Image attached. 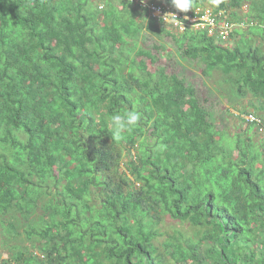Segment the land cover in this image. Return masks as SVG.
Masks as SVG:
<instances>
[{"label":"trees","instance_id":"trees-1","mask_svg":"<svg viewBox=\"0 0 264 264\" xmlns=\"http://www.w3.org/2000/svg\"><path fill=\"white\" fill-rule=\"evenodd\" d=\"M216 1L250 28L226 41L141 23L148 9L128 0H0V264H264V140L250 135L264 126V0ZM163 58L218 75L247 128L221 130L216 103ZM129 110L140 122L113 139Z\"/></svg>","mask_w":264,"mask_h":264},{"label":"rangeland","instance_id":"rangeland-1","mask_svg":"<svg viewBox=\"0 0 264 264\" xmlns=\"http://www.w3.org/2000/svg\"><path fill=\"white\" fill-rule=\"evenodd\" d=\"M97 1L99 2L100 0H92V3L96 6ZM215 3V4H214ZM214 4L215 6L217 5V1L215 0H208L206 3H204V5H211ZM137 5H133L131 4L130 8H136ZM119 9L121 11L124 10V7H122V5H119ZM147 16V15H146ZM144 15V20H141V23L147 24L149 21L148 17H146ZM246 19H248V17H245ZM169 30H174L177 33H180L179 31H176L175 29L171 28L169 25L164 24ZM251 25H249L247 27L250 28ZM152 37H151V41L149 42L152 47H155V45L157 43L160 44H164L165 46H169V50L167 51V53H171V51H173V46L172 45H168V43H172V38L165 36V34H154L151 33ZM145 35L143 37H141L142 41H144ZM140 39V40H141ZM140 42L139 45H141ZM136 51H134V55H136ZM159 65H165L167 67L168 72L173 73V72H177V73H181L184 72V74H182L183 76H186L188 78V80L192 81L195 84H200V94L202 96H207L209 97V99L212 102H215L216 104L214 105V108H216L218 110V114H217V126L221 129V130H226L228 132V135L230 137H233L234 135L243 132L246 128H247V124H242L241 121L238 118V111L230 108V104L228 102V98L226 96H224V94H222L221 92H218V89H222V87L219 85V81L218 78L219 76H215L214 78H204L201 69H200V65L199 66H194V64L189 63L187 61H185L184 59L182 60V58H179L178 62L176 61H169L166 58H163V60L158 61ZM201 73V74H200ZM199 74V75H197ZM200 77V78H198ZM218 90V91H217ZM209 92L213 93L210 94ZM248 99V98H247ZM248 101V100H247ZM245 99L243 100V104H245L247 102ZM251 110H253V108H250ZM252 128V127H251ZM250 135H253L254 141L256 143V148L261 145L263 143L264 140V132H259L258 134L255 133V131L253 130L252 132H250ZM243 136H245L243 134ZM179 227V229H181L182 231L186 232L188 235H193L194 231H195V227L189 224H177V222H174L173 220L170 219H166L164 222H162L159 225V228H161L163 231H168V232H173L175 227ZM3 236H2V231L0 230V262L3 259H7L10 256V249L9 246L7 244H4L3 242ZM164 238H160V240H163Z\"/></svg>","mask_w":264,"mask_h":264},{"label":"built area","instance_id":"built-area-1","mask_svg":"<svg viewBox=\"0 0 264 264\" xmlns=\"http://www.w3.org/2000/svg\"><path fill=\"white\" fill-rule=\"evenodd\" d=\"M133 5H137L140 9H148L150 16L157 17L163 23L179 32H185L192 28L195 30L204 29L210 35L216 38L230 40L232 32L237 28V23L231 21L224 9L216 6H199L187 13L178 12L173 6L164 5L157 0H128ZM172 14H176L177 18H173ZM187 16V19L184 17ZM250 123L262 125V119L255 113L246 116ZM260 132H264V126L260 127Z\"/></svg>","mask_w":264,"mask_h":264},{"label":"clouds","instance_id":"clouds-1","mask_svg":"<svg viewBox=\"0 0 264 264\" xmlns=\"http://www.w3.org/2000/svg\"><path fill=\"white\" fill-rule=\"evenodd\" d=\"M101 1V0H100ZM104 1V0H102ZM161 4L173 6L178 12L187 13L189 10H192L195 7L199 6H215L214 4L211 5H194V0H172V4L168 3L166 0H157ZM208 1V0H207ZM206 1V2H207ZM216 1V0H215ZM205 2V3H206ZM131 4V3H130ZM103 7V3L101 5ZM100 7V8H101ZM216 7H219V4L217 2ZM140 9V8H139ZM248 6H244V10H247ZM173 18H177L176 14H172ZM147 17L151 18L153 16H150L147 12ZM157 18V17H156ZM188 17L185 16L184 19H187ZM159 19V18H158ZM161 20V19H159ZM245 20H248L245 18ZM250 25V22L239 24L237 23V29H245ZM181 34L183 32H180ZM141 113L135 110H129L125 111L123 113H114L110 118V124H111V136L115 140H120L123 138L124 133L131 132L134 130V128L138 125V123L141 120Z\"/></svg>","mask_w":264,"mask_h":264}]
</instances>
